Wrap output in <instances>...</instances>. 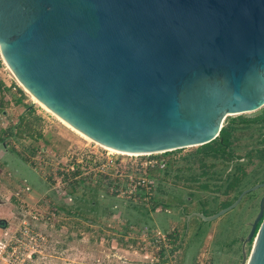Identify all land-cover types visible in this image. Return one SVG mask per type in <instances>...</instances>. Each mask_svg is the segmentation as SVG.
<instances>
[{
  "label": "water",
  "instance_id": "1",
  "mask_svg": "<svg viewBox=\"0 0 264 264\" xmlns=\"http://www.w3.org/2000/svg\"><path fill=\"white\" fill-rule=\"evenodd\" d=\"M0 54L101 146L149 155L202 146L227 116L264 106V0H0ZM263 210L264 196L241 264H264Z\"/></svg>",
  "mask_w": 264,
  "mask_h": 264
},
{
  "label": "rangeland",
  "instance_id": "2",
  "mask_svg": "<svg viewBox=\"0 0 264 264\" xmlns=\"http://www.w3.org/2000/svg\"><path fill=\"white\" fill-rule=\"evenodd\" d=\"M222 136L227 164L206 152ZM237 168L225 196L219 182ZM259 184L226 215L201 217ZM263 195L264 106L227 116L206 146L116 154L33 102L0 54V264H241Z\"/></svg>",
  "mask_w": 264,
  "mask_h": 264
},
{
  "label": "flooded vegetation",
  "instance_id": "3",
  "mask_svg": "<svg viewBox=\"0 0 264 264\" xmlns=\"http://www.w3.org/2000/svg\"><path fill=\"white\" fill-rule=\"evenodd\" d=\"M225 138H226V136H222V137H220L219 138V140L217 141V143H216V145H217V149L216 150H214V151H211L210 149L209 150H206V152H209V153H211L212 155H218V160L219 161H224L226 164L228 163L227 162V160H230V157L229 156H227L228 155V153L225 151L226 150V148H227V142H226V140H225ZM214 141V140H213ZM213 141H211V142H213ZM210 142V143H211ZM225 157V158H224ZM226 164L224 165V166H222V167H220V168H222V169H227V166H226ZM208 168H211V169H215V167L214 166H208ZM231 169V168H230ZM239 171H241L242 169L241 168H237ZM243 175H244V173H243V171H241V174L238 176V175H236V176H232L231 174L230 175H228V176H226V177H224V180H222L221 179V181L219 182L220 184H224V188L222 189V188H220V193H222L223 195H225V196H230V195H232V193L233 192H235V190H237V187H238V184L240 183V180L242 179L241 178V176L243 177ZM207 176V174H204V176L203 177H206ZM199 178V177H198ZM221 178V177H220ZM235 181H237L236 183H235ZM259 185H261V184H259ZM199 188L200 189H203V190H207L208 188H209V185L208 184H206V183H202V184H200V186H199ZM251 189V188H250ZM244 191H246V190H240V192L238 193V197L244 192ZM248 193H251V192H248ZM248 193H246V194H248ZM245 194V195H246ZM264 196V195H263ZM262 196V197H263ZM237 197V198H238ZM242 197H244V195L242 196ZM261 197V198H262ZM236 198V199H237ZM241 200V199H240ZM240 202V201H239ZM259 204H260V201H259ZM231 205V204H230ZM229 205V206H230ZM238 205V204H237ZM228 206H226L225 208H227ZM225 208H222V209H220V210H218L216 213H214L213 215H215V214H217L219 211H221V210H223V209H225ZM233 209H231L230 211H227L226 213H224V214H222L221 216H224V215H226L227 213H229V212H231ZM263 213H264V211H263ZM259 214V210H258V213H257V215ZM213 215H211V216H213ZM257 215L255 216V218L252 220V222H251V224H249V228L251 229L252 228V225L254 224V222H255V220H256V217H257ZM221 216H219V217H221ZM263 216H264V214H263ZM206 217H210V216H206ZM219 217H217V218H219ZM216 218V219H217ZM215 220V219H214ZM213 221V220H212ZM261 221H262V218L256 223V228H255V233H256V230L259 228V226H260V224H261ZM244 225H248V222H244ZM250 229L244 234V238H240V258H241V260H243V258L244 257H246L247 258V253H246V251H245V247H246V245L247 244H249V242H251L252 240H253V238L250 240V241H248L247 240V238H248V235H249V232H250ZM241 245H242V249H241ZM231 246H233V244H231ZM230 246V247H231ZM243 247H244V250H243Z\"/></svg>",
  "mask_w": 264,
  "mask_h": 264
},
{
  "label": "bare ground",
  "instance_id": "4",
  "mask_svg": "<svg viewBox=\"0 0 264 264\" xmlns=\"http://www.w3.org/2000/svg\"><path fill=\"white\" fill-rule=\"evenodd\" d=\"M2 58V56H1ZM3 62L5 63L6 67L9 69V71L13 74L16 82L18 83V85L20 87H22V89L30 96V98L33 100V102H35L36 104H38L39 106H41L46 112L50 113L54 118H56V120H58L60 123H62L64 126H66L67 128H69L70 130H72L73 132H75L77 135L81 136L82 138H84L85 140L87 141H92L90 140L89 138L85 137L84 135H82L80 132H78L77 130H75L74 128H72L70 125H68L66 122H64L62 119H60L58 116H56L50 109H48L42 102H40V100H38V98L28 89L26 88V86H24V84H22V82H20V80L16 77V75L14 74L13 70L10 68V66L8 65V63L4 60V58H2ZM93 142V141H92ZM95 143L96 145H99L97 144L96 142H93ZM100 147L110 151V152H113V153H116V154H124V155H137V154H128V153H122V152H118V151H115L113 149H110V148H107V147H104V146H101L99 145Z\"/></svg>",
  "mask_w": 264,
  "mask_h": 264
},
{
  "label": "trees",
  "instance_id": "5",
  "mask_svg": "<svg viewBox=\"0 0 264 264\" xmlns=\"http://www.w3.org/2000/svg\"><path fill=\"white\" fill-rule=\"evenodd\" d=\"M18 102H20V100H18ZM209 144V143H208ZM208 144H205L204 146H206V145H208ZM204 148H207V147H204ZM237 181H235V183H236Z\"/></svg>",
  "mask_w": 264,
  "mask_h": 264
}]
</instances>
